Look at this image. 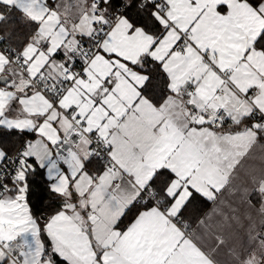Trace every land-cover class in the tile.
I'll return each mask as SVG.
<instances>
[{
  "label": "snow or ice",
  "instance_id": "obj_1",
  "mask_svg": "<svg viewBox=\"0 0 264 264\" xmlns=\"http://www.w3.org/2000/svg\"><path fill=\"white\" fill-rule=\"evenodd\" d=\"M0 264H264V0H0Z\"/></svg>",
  "mask_w": 264,
  "mask_h": 264
},
{
  "label": "trees",
  "instance_id": "obj_2",
  "mask_svg": "<svg viewBox=\"0 0 264 264\" xmlns=\"http://www.w3.org/2000/svg\"><path fill=\"white\" fill-rule=\"evenodd\" d=\"M208 206H209V205H205V209H207V208H208Z\"/></svg>",
  "mask_w": 264,
  "mask_h": 264
},
{
  "label": "crops",
  "instance_id": "obj_3",
  "mask_svg": "<svg viewBox=\"0 0 264 264\" xmlns=\"http://www.w3.org/2000/svg\"><path fill=\"white\" fill-rule=\"evenodd\" d=\"M210 207H211V205L208 206V208H210ZM208 208H207V209H208Z\"/></svg>",
  "mask_w": 264,
  "mask_h": 264
}]
</instances>
